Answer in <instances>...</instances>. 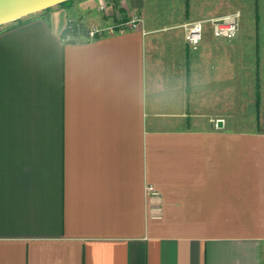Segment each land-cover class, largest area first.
I'll return each instance as SVG.
<instances>
[{
    "label": "crops",
    "instance_id": "0c3cea01",
    "mask_svg": "<svg viewBox=\"0 0 264 264\" xmlns=\"http://www.w3.org/2000/svg\"><path fill=\"white\" fill-rule=\"evenodd\" d=\"M106 1L0 29V264H264V0L222 57L204 22L210 50L174 63L142 25L65 38L143 22L147 0Z\"/></svg>",
    "mask_w": 264,
    "mask_h": 264
},
{
    "label": "rangeland",
    "instance_id": "374dc122",
    "mask_svg": "<svg viewBox=\"0 0 264 264\" xmlns=\"http://www.w3.org/2000/svg\"><path fill=\"white\" fill-rule=\"evenodd\" d=\"M256 0H147L143 9L142 27L148 30L147 39L151 43L152 54L155 57L166 58L169 63L182 57L184 42L182 23L193 20L219 16L229 11L238 10L240 13L239 27L254 25ZM142 17V15H141ZM202 37L196 44L201 51L210 50L208 24L204 23ZM238 32V31H237ZM220 39L214 56H223V42L227 44L237 39ZM240 41H248V35H242ZM233 56H252V52L243 48L231 51Z\"/></svg>",
    "mask_w": 264,
    "mask_h": 264
},
{
    "label": "built area",
    "instance_id": "2783aa9c",
    "mask_svg": "<svg viewBox=\"0 0 264 264\" xmlns=\"http://www.w3.org/2000/svg\"><path fill=\"white\" fill-rule=\"evenodd\" d=\"M111 2L106 0H98L97 9L102 12H110L113 10L109 8ZM117 19L112 23L105 25H83L82 22L69 20L66 23L65 29L72 30L76 27V33L66 32L64 34L66 39H74L82 34L84 38L90 39L104 34H112L117 30L124 28L141 27V14L132 12L125 18H120L118 11H114ZM239 11L233 10L219 16H210L207 18L193 19L181 24L183 28V36L186 42L194 46L201 37L202 25L208 22L211 34L215 37L231 38L235 35L238 25ZM220 118L213 120L214 126L218 125ZM222 122V121H220ZM144 191L148 198L152 201V215L159 216V194L157 190L149 183L144 184Z\"/></svg>",
    "mask_w": 264,
    "mask_h": 264
},
{
    "label": "water",
    "instance_id": "95a60500",
    "mask_svg": "<svg viewBox=\"0 0 264 264\" xmlns=\"http://www.w3.org/2000/svg\"><path fill=\"white\" fill-rule=\"evenodd\" d=\"M65 0H0V29L18 18L33 16Z\"/></svg>",
    "mask_w": 264,
    "mask_h": 264
},
{
    "label": "trees",
    "instance_id": "16d2710c",
    "mask_svg": "<svg viewBox=\"0 0 264 264\" xmlns=\"http://www.w3.org/2000/svg\"><path fill=\"white\" fill-rule=\"evenodd\" d=\"M71 1H72V0H65V1L59 3L58 5H64V4H67V3L71 2ZM30 17H31V16H26V17L18 18V19H16L15 21H13L11 24H9L8 26H10V25H14V24H18V23H22V22L28 20ZM66 32L76 33V27L74 26V28H73L72 30H67V29L64 28V34H65Z\"/></svg>",
    "mask_w": 264,
    "mask_h": 264
}]
</instances>
